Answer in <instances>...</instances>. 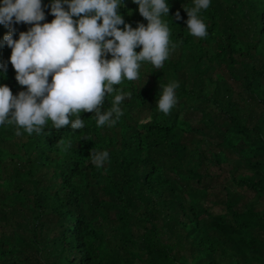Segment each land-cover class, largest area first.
Masks as SVG:
<instances>
[{"label":"trees","instance_id":"obj_1","mask_svg":"<svg viewBox=\"0 0 264 264\" xmlns=\"http://www.w3.org/2000/svg\"><path fill=\"white\" fill-rule=\"evenodd\" d=\"M49 3L42 0L40 23L54 18ZM168 3L169 57L158 69L141 62L137 80L113 85L131 93L114 125L97 127L90 112H81L79 130L49 124L40 135L20 129L17 136L14 125H0V264H264V218L253 207L237 208L226 189L214 194L224 212L203 207L210 168L231 152L247 163L230 179L264 195V116L246 108L254 102L264 112V0H211L200 12L203 38L184 24L191 0ZM137 7L122 0L119 9L133 28L147 24ZM30 26L14 24L13 39ZM7 31L0 25V41ZM9 55L0 43V84L15 95L24 86ZM173 80L177 103L165 115L156 96ZM206 131L218 151L190 137ZM92 148L108 151L103 167L90 163Z\"/></svg>","mask_w":264,"mask_h":264},{"label":"clouds","instance_id":"obj_2","mask_svg":"<svg viewBox=\"0 0 264 264\" xmlns=\"http://www.w3.org/2000/svg\"><path fill=\"white\" fill-rule=\"evenodd\" d=\"M191 2L193 6L184 9V24L190 35L203 38L207 28L200 12L208 9L211 0ZM121 3L50 0L45 7L54 18L40 23L45 19L42 0H0V25L8 29L0 43L10 48L8 63L17 84L24 86L13 95L9 87L0 84V125H14L19 136L20 129L40 135L49 124L50 129L79 130L85 121L81 112L92 113L97 127L119 120L123 115L120 105L131 93L113 85L137 80L141 62L162 67L170 52V31L163 19L169 17L168 0H132L147 21L135 28L121 16ZM175 19H181L179 13ZM21 22L31 26L14 40L13 25ZM178 87L174 80L159 86L155 106L160 113L167 115L176 105ZM109 96L111 104L102 110ZM88 157L91 164L101 168L109 153L92 148Z\"/></svg>","mask_w":264,"mask_h":264},{"label":"rangeland","instance_id":"obj_3","mask_svg":"<svg viewBox=\"0 0 264 264\" xmlns=\"http://www.w3.org/2000/svg\"><path fill=\"white\" fill-rule=\"evenodd\" d=\"M233 85L235 92L238 94V96L240 98H246V94L243 90H241L239 83L238 82L233 83ZM246 108H248L251 111L253 110L256 113L261 112L262 115L264 116L262 106H260L259 104L257 105L254 102L247 103ZM194 127L198 128V126H194ZM212 135H213L212 131H206L205 137L201 136L200 134H194L193 136L190 137H194L193 142H196L195 140H201V139L205 140L201 143L202 147L206 146L205 142L208 141L209 144L210 143L212 144V147H210L212 152H216L220 148L218 149L216 148V146H214V143H216L218 140L215 139V137H213ZM206 150H208V147L206 148ZM226 157L228 158V160L223 161L222 163H220V165L214 164L210 168V175L212 176V182H208L207 184L211 187L212 192H211V196H209L208 201L205 202L203 205L204 209L212 214L224 212L223 205L219 204V202L215 199L214 194L216 193L218 197H222L225 195L224 192L226 189L236 195V199L238 200L237 208L243 209L246 206L253 207V209L256 212H258V214L260 215L259 217L264 218V195L259 196L252 189H247L242 186L234 184V182L230 179L229 176V173L231 172V170H233L234 167H236V165H238L240 170L242 167H245L247 160L240 158L238 152H231V155L229 156L227 154ZM104 232L107 241L114 244V238L111 228H106Z\"/></svg>","mask_w":264,"mask_h":264}]
</instances>
